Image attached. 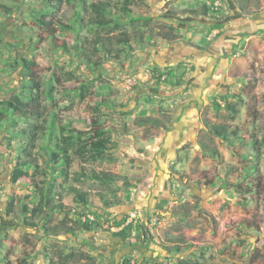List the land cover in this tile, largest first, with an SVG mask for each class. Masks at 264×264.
Segmentation results:
<instances>
[{"label":"rangeland","instance_id":"obj_1","mask_svg":"<svg viewBox=\"0 0 264 264\" xmlns=\"http://www.w3.org/2000/svg\"><path fill=\"white\" fill-rule=\"evenodd\" d=\"M2 1L9 3L14 11L10 16L0 18V57L4 61L8 59L12 65L8 67L0 63V99L11 96L20 107L26 106V99L18 95L23 92L25 69L23 64L16 65V61L22 58H29L34 62L33 76L41 83L33 88L32 102L45 115L54 111L64 122L70 121V126L83 128L82 123L71 116V111L89 116L96 103L92 95L84 100L78 97L77 92L82 83L98 77L92 86L93 91H103L107 87L118 89L116 102L123 104L121 109L129 112V115L122 116L120 108H101V111L111 115L104 124L115 127L112 132L117 147L110 153L114 159L91 164L98 171L136 176L131 182L118 183L121 187L119 196L123 203L108 209L110 216L121 217L135 209H142L143 214L146 211L150 215L157 213L152 225L155 242L148 245L126 246L121 238L108 233L88 235L79 232L78 237L61 236L58 239L34 237L33 241L37 246L32 253L31 264H47L52 251L62 245L73 246L76 250H92L99 257V264H122L126 255L135 264H177L178 256L168 254L159 245L158 234L161 232L183 235L187 241L197 245L207 242L204 251L211 264H264V223L260 200L264 198V184L257 191L239 194L235 187L222 184L226 177L223 174L214 185L205 184L202 176V171L214 165L232 163L241 169L246 162L255 158L250 146V135L264 121V0H253L251 8L258 11V14L250 17L241 16L236 0H216L219 3L217 9L220 11L207 16L200 14V6L204 3L209 5L210 0H131L130 6L135 14L152 18L153 33L145 34V40L149 43L132 41L131 51L123 59L105 61L97 71L80 63L74 53L67 55L50 49L33 50L28 38L30 25L37 31L32 19V14L36 11L29 6L33 0ZM110 1L119 2L117 4L120 5L123 0ZM210 16H221L219 20H214L220 25L216 29L222 28L225 31L234 26L237 28L235 33L242 32V39L234 45L230 53L234 57L231 68H235V72H228L223 77L221 82L225 85H218L213 68L205 85L195 93L187 83L188 74L194 70L189 67L184 69L182 64L173 67L175 79L169 76L167 81V68L157 67L165 77L160 81L153 78L152 86L160 88V91L148 90L149 83L138 82L133 77V74L138 73L136 67L145 64V68L154 77L152 69L155 66L141 61L145 48L160 50L166 44L174 43L157 35L159 30L172 25L180 34L175 42L185 39L190 42L191 38H187L190 32H194V35L202 34L203 38L209 34L212 30L208 24L211 22ZM141 28L140 26L138 30ZM57 35L74 41L72 31ZM215 37H218V33ZM215 37L212 39H216ZM247 37L251 38L249 42L245 40ZM213 42L214 40L210 41L211 44ZM63 71H69L76 77L77 82L67 81ZM178 71L183 72L182 83L175 86L174 83L178 80L176 78L180 77ZM66 85H70V89ZM50 86L53 87L51 96L47 95ZM225 94L228 95L227 99L222 97ZM197 96L202 101L196 105L198 112L194 116L184 115V108L187 106L185 101L188 97ZM214 100L220 103L218 109L213 105ZM226 101L238 104L239 114L233 123L240 127V134L244 137L243 144L231 145L223 142L203 125V118L216 122L225 120ZM180 105L182 107L179 112L177 109ZM250 108L259 112V118L250 115ZM140 114L158 116L170 129L134 124L133 119ZM183 127L186 128L180 133L179 129ZM1 131L0 216L3 217L11 197L23 196L27 189L25 183L13 184L9 181L14 154L8 150L6 138ZM171 137L178 139L179 142L176 143L181 145H166ZM258 137L261 150L264 151V130L258 132ZM199 139L216 147L222 154V159L202 150ZM262 158L264 174V153ZM227 177L230 182L236 181L234 174ZM245 178L243 184L250 180V177ZM88 188L102 189L97 184H88ZM98 210L103 212L100 208ZM143 214L135 219H146ZM112 230L118 228L113 227ZM27 232L34 233L35 230L21 224L9 227L5 236L0 232V257L7 258L0 264H19L18 257L24 245V234Z\"/></svg>","mask_w":264,"mask_h":264},{"label":"trees","instance_id":"obj_2","mask_svg":"<svg viewBox=\"0 0 264 264\" xmlns=\"http://www.w3.org/2000/svg\"><path fill=\"white\" fill-rule=\"evenodd\" d=\"M236 1L241 16L250 17L258 14V11H253L251 8L253 0ZM31 2L29 6L36 11L32 14V19L37 30L35 31L30 25L31 32L28 33V38L31 40V48L35 51L40 48L67 55L77 54L80 63L92 70L101 69L105 61H120L131 51L132 41L146 44L148 41L145 40V34L153 33L152 18L135 14L130 6L131 0H123L120 5L117 4L119 2L114 3L110 0H33ZM215 2L216 0H210L209 5L202 4L200 14L207 16L219 12L220 10L215 8ZM13 11L9 3L0 0V18L10 16ZM210 18L211 29L218 28L220 25L214 20H219L221 16H210ZM140 26L142 28L138 30ZM67 31L73 32L74 41L57 35ZM157 35L171 42L180 38V34L172 25L159 30ZM0 63L12 67L8 59L4 61L0 57ZM21 64L25 69L23 72L25 80L22 85L23 92L18 95L26 99V106L20 107L11 96L0 99V131L2 130L6 138L8 150L14 154V161L10 164L9 181L13 184L25 183L27 189L25 195L12 196L7 202L5 214L3 217L0 216V230L2 229L0 232L5 236L9 227H17L21 224L35 230L34 233L24 234V245L18 263L31 264L30 259L37 246L33 241L34 237L58 239L61 236L75 238L78 237L79 232L88 235L108 233L121 238L126 246L148 245L150 242H155V233L152 231V226L150 227L149 212L144 211L143 214L140 209L146 219L138 217L139 220L129 222L127 221L129 213L118 217L110 216L107 212L108 209L123 203L119 196L121 187L118 183L131 182L136 176L98 171L91 164L114 159L110 153L117 147L112 132L115 127L104 124L111 115L101 111V108H123V104L116 102L119 90L107 87L108 89L103 91L102 89L93 91L92 86L94 81L99 79L98 77L88 83H82L77 92L78 97L84 100L92 95L96 103L89 116L71 111V116L82 123L83 128L70 126V121L64 122L54 111L45 115V112L32 102L33 88L41 83H38L33 76V61L29 58L16 61V65ZM152 70L154 79L160 81L162 73L157 67H153ZM63 72L67 81L77 82L76 77L69 71ZM179 74L175 86H180L182 83L183 72ZM173 75V68L167 69L165 81L169 76L175 79L176 75ZM66 88L70 89V85H66ZM52 90V86L48 87L47 95L51 96ZM222 97L227 99L228 95ZM213 105L216 109L220 107V103L216 100L213 101ZM224 107L227 111L225 120L216 122L203 118L204 127L223 142L231 145L243 144L244 137L240 134V127L233 123L239 114L238 104L226 101ZM248 111L252 117L259 118L256 109L250 108ZM119 112L122 116L129 115V112L123 109ZM133 122L136 125L170 129L160 117L150 114L137 115ZM263 130L264 121L250 135V146L255 158L246 162L241 169L232 163H220L202 171L205 184L214 185L223 174L226 177L222 184L235 187L239 194L257 191L264 184L261 166L264 151L261 150L258 137V132ZM198 143L206 153L222 159V154L216 147L209 146L200 139ZM230 174L236 176L235 182L227 179ZM245 177H250V180L243 184ZM88 184H97L102 189H89ZM260 200L264 223V198ZM113 227L118 230H112ZM158 236L159 245L168 254L178 256L177 264H211L204 251L207 242L197 245L187 241L183 235L165 232H161ZM4 260H7L6 256L0 257V263ZM150 260L154 259L150 258ZM99 262V257L92 250H76L73 246L62 245L52 251L47 264H99ZM122 264H135V262L132 263L131 257L126 255Z\"/></svg>","mask_w":264,"mask_h":264},{"label":"crops","instance_id":"obj_3","mask_svg":"<svg viewBox=\"0 0 264 264\" xmlns=\"http://www.w3.org/2000/svg\"><path fill=\"white\" fill-rule=\"evenodd\" d=\"M211 23L212 22H208L209 25H211ZM236 29L237 28H235L234 26L229 27L225 31H222V28H220V30L212 29L209 34L205 35L206 37L204 38L202 37V34L194 35V32H190L189 36L187 37L188 39L189 37L191 38L189 39L190 42L188 40L186 41L185 39L184 41L168 43L160 50L145 48V50L142 51L143 58L141 61H147L149 63H152V65L155 67L167 69L173 68L178 64H182L183 66H185L184 69H187L186 67H189L194 71L188 74L189 82L187 83L192 86L195 93L196 90H201L202 85H205L206 78L209 76L213 68L215 69L214 77L216 79V82L218 80V85H223L224 83L221 82L223 77L228 72L230 74L231 72L232 74L235 72V68H231L233 63L232 60L234 57L232 58L230 53L231 50H233L234 45L242 39V32H239V34L238 32L235 33L237 31ZM220 31L222 32L219 33ZM212 32L218 33L217 38L214 36L216 39L210 38ZM250 39V37L245 38V40L248 42L250 41ZM212 40H214V42L211 44L210 41ZM145 65L136 67L138 69V73L133 74V77H136L138 82L149 83L150 87H148V90L156 91L159 89L158 91H160V88L157 89L156 86H152V84L154 83V77L151 73H149V69L145 68ZM178 72L180 73L181 71ZM165 93H167V91H165ZM192 98L194 97H188V99L185 101L187 106L184 108L186 112L184 113V115L191 114L192 116H194V113L198 112L196 105L201 104L202 101L198 96L194 98L195 100H192ZM181 107L182 106L180 105L177 111L180 112ZM185 128L186 127L179 129V132H183ZM177 140L178 139H173L171 137V139H169V142L165 144L181 145L180 143H176L179 142Z\"/></svg>","mask_w":264,"mask_h":264},{"label":"built area","instance_id":"obj_4","mask_svg":"<svg viewBox=\"0 0 264 264\" xmlns=\"http://www.w3.org/2000/svg\"><path fill=\"white\" fill-rule=\"evenodd\" d=\"M217 6H219V3L218 2H215V8H217ZM217 32H212L210 37L213 38L215 35H216ZM165 76H162L161 78H164ZM163 80V79H162ZM142 215V211L140 209H136V210H133L131 212H129V215H128V218H127V221H133L135 220V218L139 215ZM156 217H157V213L156 214H151L150 215V227L154 224L155 220H156Z\"/></svg>","mask_w":264,"mask_h":264},{"label":"water","instance_id":"obj_5","mask_svg":"<svg viewBox=\"0 0 264 264\" xmlns=\"http://www.w3.org/2000/svg\"><path fill=\"white\" fill-rule=\"evenodd\" d=\"M219 23V22H218Z\"/></svg>","mask_w":264,"mask_h":264}]
</instances>
